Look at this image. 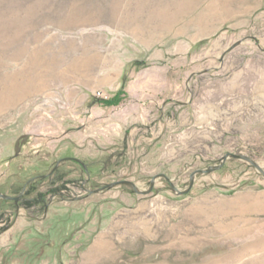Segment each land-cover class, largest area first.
Here are the masks:
<instances>
[{
    "label": "rangeland",
    "instance_id": "obj_1",
    "mask_svg": "<svg viewBox=\"0 0 264 264\" xmlns=\"http://www.w3.org/2000/svg\"><path fill=\"white\" fill-rule=\"evenodd\" d=\"M228 153L264 171V0H0V264H264L258 170L171 189Z\"/></svg>",
    "mask_w": 264,
    "mask_h": 264
},
{
    "label": "water",
    "instance_id": "obj_2",
    "mask_svg": "<svg viewBox=\"0 0 264 264\" xmlns=\"http://www.w3.org/2000/svg\"><path fill=\"white\" fill-rule=\"evenodd\" d=\"M235 46H237V44H235L233 47H235ZM229 158L239 159V160H243V161L247 162L249 165L253 166L256 170H258L264 176V171L262 170V168L256 162H254L251 158H249L248 156H245V155H242V154L228 153V154L224 155L220 159L219 165L211 166V167H209L207 169H201V170L194 171L191 174V176H190L189 187H188L187 190L179 191L172 184H171V189L175 193H177L178 195L185 194L186 192H188L192 188L194 178H195V176L197 174H206V173H211V172L217 171V170H219L223 166V164L225 163V161L227 159H229ZM73 160L76 161L77 163L81 164L82 167L84 168V170H87L85 164H83L79 159H73ZM59 163H60V161L57 163V165L55 166V168L53 169V171L58 167ZM42 177H46V175H44ZM165 179L168 182H171L168 178H165ZM117 185H126V186H129L135 193L148 194L149 192H151V190L153 188L154 180L151 181L150 188L148 190H146V191H140L138 189L137 185L134 182H132V181L123 180V181H118V182H115V183L107 184V185L103 186L102 188L93 190L91 192L98 193V192H101V191H103L105 189H110L112 187H115ZM0 199L17 201L19 199V196L18 197H12V196H8L6 194L0 193Z\"/></svg>",
    "mask_w": 264,
    "mask_h": 264
},
{
    "label": "trees",
    "instance_id": "obj_3",
    "mask_svg": "<svg viewBox=\"0 0 264 264\" xmlns=\"http://www.w3.org/2000/svg\"><path fill=\"white\" fill-rule=\"evenodd\" d=\"M106 103L109 105H117L119 103L118 102V95H116V98H113L110 101H107Z\"/></svg>",
    "mask_w": 264,
    "mask_h": 264
}]
</instances>
